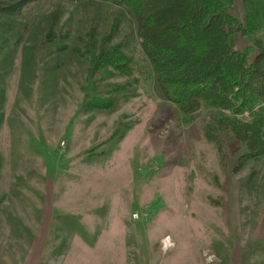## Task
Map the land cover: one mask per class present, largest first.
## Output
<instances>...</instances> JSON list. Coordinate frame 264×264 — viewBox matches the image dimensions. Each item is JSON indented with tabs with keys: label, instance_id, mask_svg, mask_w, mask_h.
I'll list each match as a JSON object with an SVG mask.
<instances>
[{
	"label": "rangeland",
	"instance_id": "1",
	"mask_svg": "<svg viewBox=\"0 0 264 264\" xmlns=\"http://www.w3.org/2000/svg\"><path fill=\"white\" fill-rule=\"evenodd\" d=\"M18 1L0 0L2 263L264 264V156L242 160L245 145L221 123H254L264 105L184 114L164 96L131 9H2ZM234 1L254 28L236 49L264 48V0ZM114 45L131 73L92 76L91 53Z\"/></svg>",
	"mask_w": 264,
	"mask_h": 264
},
{
	"label": "trees",
	"instance_id": "2",
	"mask_svg": "<svg viewBox=\"0 0 264 264\" xmlns=\"http://www.w3.org/2000/svg\"><path fill=\"white\" fill-rule=\"evenodd\" d=\"M30 1L2 9L16 13ZM101 1L134 12L144 55L164 96L182 113H193L204 104L238 115L255 104L264 105V48L236 49V36L248 35L254 28L250 19L251 29L233 14L234 0ZM130 62L120 45L102 46L91 53L89 72L102 77L130 74ZM92 105L107 109L112 99L95 100ZM222 121L245 145L242 160L264 156V116L254 123Z\"/></svg>",
	"mask_w": 264,
	"mask_h": 264
},
{
	"label": "built area",
	"instance_id": "3",
	"mask_svg": "<svg viewBox=\"0 0 264 264\" xmlns=\"http://www.w3.org/2000/svg\"><path fill=\"white\" fill-rule=\"evenodd\" d=\"M172 245H173V241H172L171 237H170V236H167V237L163 240V248H164L165 250H168V249H170V248L172 247Z\"/></svg>",
	"mask_w": 264,
	"mask_h": 264
},
{
	"label": "crops",
	"instance_id": "4",
	"mask_svg": "<svg viewBox=\"0 0 264 264\" xmlns=\"http://www.w3.org/2000/svg\"><path fill=\"white\" fill-rule=\"evenodd\" d=\"M0 264H18L16 256H11L8 260L2 263V258L0 257Z\"/></svg>",
	"mask_w": 264,
	"mask_h": 264
}]
</instances>
